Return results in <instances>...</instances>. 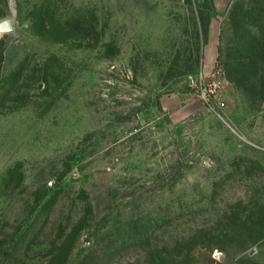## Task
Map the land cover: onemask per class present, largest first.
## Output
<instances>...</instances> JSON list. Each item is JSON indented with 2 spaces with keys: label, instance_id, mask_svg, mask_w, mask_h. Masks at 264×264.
Segmentation results:
<instances>
[{
  "label": "rangeland",
  "instance_id": "1",
  "mask_svg": "<svg viewBox=\"0 0 264 264\" xmlns=\"http://www.w3.org/2000/svg\"><path fill=\"white\" fill-rule=\"evenodd\" d=\"M224 3L0 0V264H264V2Z\"/></svg>",
  "mask_w": 264,
  "mask_h": 264
},
{
  "label": "built area",
  "instance_id": "2",
  "mask_svg": "<svg viewBox=\"0 0 264 264\" xmlns=\"http://www.w3.org/2000/svg\"><path fill=\"white\" fill-rule=\"evenodd\" d=\"M192 85L196 88L199 98L212 109H223L226 101L222 96V80L212 72L190 76Z\"/></svg>",
  "mask_w": 264,
  "mask_h": 264
},
{
  "label": "trees",
  "instance_id": "3",
  "mask_svg": "<svg viewBox=\"0 0 264 264\" xmlns=\"http://www.w3.org/2000/svg\"><path fill=\"white\" fill-rule=\"evenodd\" d=\"M264 2V0H263ZM259 13L260 14H263L264 13V6H262L259 10ZM46 14V17L47 16H50L51 14L49 13H45ZM86 20L85 18H83V24H86V22L84 21ZM199 34L200 32L197 31L196 32V37L197 39H199ZM220 50H218L219 52ZM202 57V54H201V43L200 41L198 42V45H197V62L200 61V58ZM218 59H220V54H218ZM227 76L228 78L235 82L237 85L239 86H243V87H247L250 85V77L248 75H246L242 70H240L239 67L237 66H234V64L231 62V61H227ZM12 251H16V249H11ZM0 251H2V254H4L6 256V253L9 251V250H2V248H0Z\"/></svg>",
  "mask_w": 264,
  "mask_h": 264
},
{
  "label": "crops",
  "instance_id": "4",
  "mask_svg": "<svg viewBox=\"0 0 264 264\" xmlns=\"http://www.w3.org/2000/svg\"><path fill=\"white\" fill-rule=\"evenodd\" d=\"M214 1L217 10L221 11L222 8L225 6L224 2H226V0H214ZM211 35H212V39L211 41L210 39H208L204 49L203 67L201 69V72H203L204 74H210L212 72V69L210 67L213 65L214 59H216L218 55L219 42L217 37V25H215L214 23L211 24L210 27V37ZM206 54H207V58L205 57Z\"/></svg>",
  "mask_w": 264,
  "mask_h": 264
},
{
  "label": "water",
  "instance_id": "5",
  "mask_svg": "<svg viewBox=\"0 0 264 264\" xmlns=\"http://www.w3.org/2000/svg\"><path fill=\"white\" fill-rule=\"evenodd\" d=\"M15 30L14 20L6 18L0 21V32H13Z\"/></svg>",
  "mask_w": 264,
  "mask_h": 264
}]
</instances>
